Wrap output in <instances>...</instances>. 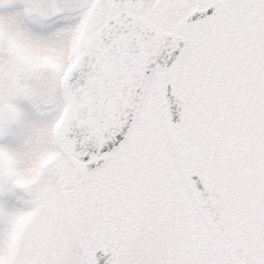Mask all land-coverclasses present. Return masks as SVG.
I'll return each mask as SVG.
<instances>
[{
	"label": "snow or ice",
	"instance_id": "snow-or-ice-1",
	"mask_svg": "<svg viewBox=\"0 0 264 264\" xmlns=\"http://www.w3.org/2000/svg\"><path fill=\"white\" fill-rule=\"evenodd\" d=\"M0 264H264V0H0Z\"/></svg>",
	"mask_w": 264,
	"mask_h": 264
}]
</instances>
